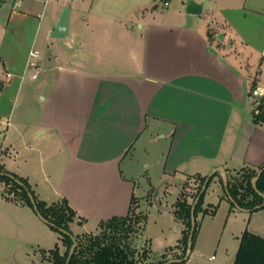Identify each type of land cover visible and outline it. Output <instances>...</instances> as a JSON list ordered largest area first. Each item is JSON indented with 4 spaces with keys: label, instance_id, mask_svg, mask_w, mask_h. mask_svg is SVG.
Returning a JSON list of instances; mask_svg holds the SVG:
<instances>
[{
    "label": "crops",
    "instance_id": "1",
    "mask_svg": "<svg viewBox=\"0 0 264 264\" xmlns=\"http://www.w3.org/2000/svg\"><path fill=\"white\" fill-rule=\"evenodd\" d=\"M50 1L0 0L1 163L26 177L40 199L67 200L76 212L70 228L77 235L81 232L72 225L92 232L101 221L127 215L133 200L141 204L133 174L140 160L125 162L141 142L142 148L153 151L162 181L158 191L150 187L144 196L148 207L160 213L159 229L148 233L144 207L143 236L157 256L180 253L183 220L175 213L176 201L186 196L194 204L200 178L219 166L227 176L264 166V124L253 120L264 96V0H195L202 4L198 14L187 12L190 0L161 13L145 6L147 2L124 9L110 0H100L95 7V0H76L74 23L68 4L59 0L49 10ZM6 3L10 7L3 11ZM66 8L67 33L54 37L51 32ZM43 28L47 45L51 39L61 40L63 46H73V52L51 57L40 51L35 79L41 75L37 86L43 96L32 141L24 115L11 121L30 51ZM253 81L254 88L263 89L262 96L253 94ZM12 127L26 149L39 152L32 154L28 172L12 170L2 160L3 141ZM217 172L212 179L222 185L224 172ZM4 188L0 180V220L4 216L11 227L0 225V240L22 237L27 227L46 250L43 260L54 264L49 254L62 241L61 234L30 205L6 198ZM219 196L230 203L225 193ZM153 199L159 200L158 206ZM212 206L203 202L189 257L174 264L234 263L239 242L226 247L219 261L201 246L207 235L198 245L202 220L217 208L214 213L204 210ZM243 211L248 213L245 229L264 236V209ZM235 238L239 241L238 234ZM66 249L63 243L59 252ZM8 250L0 246V254Z\"/></svg>",
    "mask_w": 264,
    "mask_h": 264
},
{
    "label": "rangeland",
    "instance_id": "2",
    "mask_svg": "<svg viewBox=\"0 0 264 264\" xmlns=\"http://www.w3.org/2000/svg\"><path fill=\"white\" fill-rule=\"evenodd\" d=\"M57 1L59 0H51L48 9L51 10V8L54 7V3H56ZM61 1L65 2V4H68L67 6L71 7V13H70L71 23H74V19L76 18L75 15L77 14V12L73 7V4L76 0H61ZM98 1L100 0H95L94 7L98 3ZM110 1H112L115 4L116 3L119 4L124 9L133 8L136 4H137L136 7L139 8L141 5L138 4L147 2L148 5L145 6H149V7L153 6L154 11H156V13L167 11L168 9L173 8L175 5H178L181 2L180 0H171L170 4L165 5L163 0H110ZM7 7H10L9 3L5 4L3 11H6ZM122 7H120V9ZM80 12H81L80 14L78 13L79 15L86 14L84 13V11H80ZM213 20L214 19L210 20L211 25H215ZM136 22L137 21H131V23H133L134 25H136ZM35 43H36L35 47L37 49H39L43 53H47L48 56L50 55L51 57H53L54 54H57L58 52H60L61 55L65 53L66 55L67 54L71 55L73 52V48H72L73 46H71V48H67L66 46H63L61 44V40L51 39V41L47 45L45 41L44 28L40 32L39 38L36 40ZM33 71L34 69L30 68L28 70L27 75L25 76V81L20 92L19 105L16 107L14 111V116L11 122H13L14 124L15 122H17L18 118L24 115L26 120L30 121L29 123L31 124V126H29L30 129L28 130L30 132V135L27 138L29 140L35 141L33 138V130L35 127L32 126L33 123L37 121V117L39 114L38 107L42 102L43 95L42 93H40L41 90L37 86L41 80V75L40 78L36 80L32 76ZM18 138H20L18 133H16L12 127V131L8 132V137L6 138L7 140L3 141L4 152L2 155V160L6 164V166L8 168H12V170H16L17 172L20 173L28 172V169L33 168V164H32L33 157L39 156V152L26 149L22 145V143L18 140ZM10 139H12L14 143H10L11 142ZM37 141H38L37 143H39V147L43 146L44 148V142L42 141V139H39ZM140 143L141 142H139V145L136 147V149L127 156L125 162L130 161L131 159L135 161L140 160V165L135 167V171L133 174L135 175V181H136V195L141 204L135 202L134 209L137 211L138 207H141L140 209H143L144 207L146 208V211L149 214L147 231L148 233H151V230L159 229L161 216L160 213H158V211L156 210L157 208L152 206L148 207L144 196L146 193H148L150 187L155 188L154 193L159 190L158 187L162 182L159 180L161 167L154 166L153 151H151L150 149L146 150L142 148ZM33 153L35 156L32 155ZM147 162L151 163L150 167L146 165ZM241 171H243V169H241ZM174 188H175V183L173 181L170 185V190L173 191ZM224 193L225 190L223 186L217 180L212 179L208 185V189L205 192L204 202L206 204L212 203L213 205L212 207H215V205L218 206L216 207L217 210L214 215L206 216L202 220V225H203L202 232L200 234V237L198 238V245H201L200 243L203 242L202 239L203 235L205 237L207 235L206 240L202 243L201 246H203L204 250L208 252L207 254H213L217 256V261L221 260L226 247L230 248L231 243L233 242L240 243V237L242 235L241 232L246 228L247 218H248V213L243 210H240V208L238 207H234L233 210H231V212L229 211L231 207L230 203L225 198L223 200H220L219 195H222ZM151 196L152 193L150 194V197ZM153 201L155 206H158L159 200L157 201L153 199ZM1 218H2L0 220L1 228L4 229L5 227H11V225L8 224L4 216H2ZM200 220H201V215H199L198 218L199 221L198 225L200 224ZM16 223L18 226V222ZM72 228L73 230H75V232H81L77 234L79 235L78 238L79 240L82 239L83 235L99 233L102 230L101 226L100 227L98 226L97 228L93 229L92 232L89 231L82 232L83 230L75 225H72ZM25 229L26 232H24V235L22 237L16 239H11V238L9 239L7 237H4L5 239L1 238L0 246L3 247L4 249L9 248L7 253L3 252L0 254V261L2 264H34V262H39V261L41 262L45 261L43 262V264H47V261L43 260V256H44L43 253L46 250H44L43 249L44 247L39 244L38 236L33 231L31 230L29 231L27 227ZM123 232H125L123 233V236L128 237L127 240L131 242L133 246H137L140 255H142L144 248L149 247L148 240L145 239L143 236L142 223L131 224V227L128 226ZM237 234L239 235L238 238L239 241L235 238ZM58 245L60 248L63 247V242L61 240L57 241V243L54 244L53 246L55 248Z\"/></svg>",
    "mask_w": 264,
    "mask_h": 264
},
{
    "label": "trees",
    "instance_id": "3",
    "mask_svg": "<svg viewBox=\"0 0 264 264\" xmlns=\"http://www.w3.org/2000/svg\"><path fill=\"white\" fill-rule=\"evenodd\" d=\"M209 34L212 35L211 32H209ZM255 84L256 82L253 81V89ZM3 86L4 81L0 79V91ZM259 101L257 105L259 112L255 113L254 111L253 120L256 123L264 124V96H262ZM257 173L258 170L255 168H246L236 175H228V191L224 185V179L221 178L225 196L230 201L231 206L236 207L237 203L249 212L264 209V206L262 208L258 207V205L264 202V196L253 186V178ZM216 174L219 173L217 172ZM206 177L207 176H202L200 178V184L193 193L194 200L200 195ZM0 180L5 184L4 196L6 198L16 202L26 203L34 208L29 192L34 195L40 212L45 218L56 225L49 224L61 234L62 242L67 247L65 253L61 254L59 252V247L56 246L50 250L49 256L54 264H66L73 244V238L70 234L73 233V231L70 228V222L76 215L75 210L69 205L68 201L62 200L60 202L48 203L40 199L26 177L7 169L1 161ZM257 187L259 191L264 193V170L257 180ZM205 192L206 190L200 195L199 201L196 204V217L198 213L203 210L202 205ZM229 194L233 197L234 201L229 198ZM135 202L136 201L133 200L127 215L115 216L108 220L101 221L99 227L101 226L102 230L99 233L83 235L81 240L78 239L79 235H75L78 244L68 264H161L168 261L171 257L184 258L188 252L189 246L191 245V247H193L198 229L197 222L193 237L190 239L192 228L191 209L193 202L190 203L185 196L180 197L175 203V213L179 219L183 220V237L181 239V252L175 253L171 257H167L166 252L157 256L153 253L150 245L144 248L142 255H140L137 246H133V244L127 240L128 237L123 236V233H125L123 231L128 226L131 227V224L142 223V230L144 228L147 214L141 210L140 207H138L136 211L134 209ZM216 207L217 205L210 210L205 209L204 212L214 213ZM59 227L66 229L70 233L62 232ZM233 264H264V236L248 229L244 230L240 237L239 247Z\"/></svg>",
    "mask_w": 264,
    "mask_h": 264
},
{
    "label": "water",
    "instance_id": "4",
    "mask_svg": "<svg viewBox=\"0 0 264 264\" xmlns=\"http://www.w3.org/2000/svg\"><path fill=\"white\" fill-rule=\"evenodd\" d=\"M187 12L189 13H195V14H198L202 11V4L201 3H198L197 1L195 0H190L188 1L187 3ZM68 22H69V9H65L58 24L55 26V28L53 29V31L51 32V35L54 36V37H64L67 33V28H68ZM223 34L220 33L219 34V37L220 38H223ZM223 171L224 172V185L228 191V177H227V174L225 172V169L223 166H219L217 168H215L207 177H206V180L202 186V189H201V192H200V195L206 190V187H207V184L209 183L210 179L213 177V175L217 172V171ZM264 170V166L262 168H260L258 170V173L257 175L253 178V186L254 188L264 196V193L259 191L258 187H257V180L260 176V174L262 173V171ZM19 181V180H18ZM21 184H23L21 181H19ZM200 195L196 198L193 206H192V209H191V219H192V228H191V233H190V239L193 237V233L195 231V228H196V224H197V219H196V215H195V208H196V204L197 202L199 201V198H200ZM29 196L31 198V201L33 203V206H34V210L36 211L37 215L43 220L45 221L46 223L48 224H51V225H54L56 226L54 223L50 222L47 218L44 217V215L40 212L38 206H37V203H36V199L34 197V195L29 192ZM229 198L234 201L233 197L229 194ZM264 206V202L260 205H258L259 208H262ZM236 207L240 208V209H245V208H242L241 206H239L237 203H236ZM246 210V209H245ZM59 229L62 231V232H65V233H70L69 231H67L66 229L64 228H61L59 227ZM72 238H73V244H72V247H71V250H70V254H69V257L67 259V262L66 264L69 263L70 261V258L71 256L73 255L74 251H75V248L77 247V244H78V241H77V238L76 236L73 234V233H70ZM191 245L189 246V249H188V252L186 254V256L184 258H171L169 259L168 261L164 262V263H161V264H172V263H176V262H181L182 260L184 259H187L189 257V254L191 252Z\"/></svg>",
    "mask_w": 264,
    "mask_h": 264
},
{
    "label": "built area",
    "instance_id": "5",
    "mask_svg": "<svg viewBox=\"0 0 264 264\" xmlns=\"http://www.w3.org/2000/svg\"><path fill=\"white\" fill-rule=\"evenodd\" d=\"M163 2L165 3V5H168L170 0H163ZM40 55H41V52L39 49H37V48L32 49L30 51L29 59L27 62V68L28 69H30V68L34 69L33 74H32V76L34 78H37V76H38V69L40 67V61H39ZM253 94L256 96H262L263 95V89L260 87H256L253 89ZM254 111H255V113H258L259 109L256 107L254 109Z\"/></svg>",
    "mask_w": 264,
    "mask_h": 264
}]
</instances>
